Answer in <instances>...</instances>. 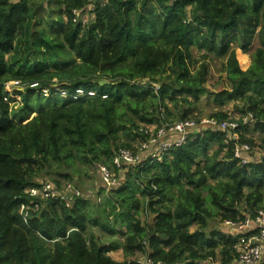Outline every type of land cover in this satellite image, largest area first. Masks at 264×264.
<instances>
[{
  "label": "trees",
  "instance_id": "trees-1",
  "mask_svg": "<svg viewBox=\"0 0 264 264\" xmlns=\"http://www.w3.org/2000/svg\"><path fill=\"white\" fill-rule=\"evenodd\" d=\"M45 1L0 0V264H236L237 239L213 224L264 209V157L242 165L236 142L210 128L191 131L160 160L117 168L113 158L136 150L144 126L194 120L202 98L217 121L231 117V103L253 113L257 122L238 130V142L264 154V0ZM30 21L40 23L34 58L16 60ZM216 60L222 71L211 83ZM12 81L24 86L15 91L21 104L5 90ZM77 90L85 96L74 100ZM94 166L116 178L128 170L91 204L73 182L80 167ZM40 177L58 193L71 182L79 194L65 196L68 206L59 195L36 198L40 209L24 212ZM96 231L123 242L104 244ZM118 250L124 261L110 257Z\"/></svg>",
  "mask_w": 264,
  "mask_h": 264
},
{
  "label": "built area",
  "instance_id": "built-area-1",
  "mask_svg": "<svg viewBox=\"0 0 264 264\" xmlns=\"http://www.w3.org/2000/svg\"><path fill=\"white\" fill-rule=\"evenodd\" d=\"M15 87H22L18 81L11 82ZM37 87V84L31 85ZM5 90L8 91V84H5ZM16 89L15 91H17ZM44 96H48V90L42 91ZM94 96V93H88ZM10 99H13L10 97ZM62 96L66 97V92H62ZM85 96L83 90H77L76 95L72 99ZM5 101L9 102L8 98ZM257 119L251 112L240 114L236 118H229L224 121H217L213 118L196 120H184L175 123H163L160 127L144 126L141 132L146 135L145 139L138 145V151L130 149H120L114 156L113 163L117 168L135 167L142 164L143 154H148L150 160L161 159L162 156L176 147H180L186 143L187 136L191 131H202L204 129H215L223 133H227L236 143L233 148L234 157L239 160L242 165L250 164L255 156V149L249 143H239L238 130L249 124H255ZM228 144V141H225ZM107 187L110 189L115 185L116 178L113 177L109 170L101 166ZM26 193L31 198L28 205H22L21 210L27 212L30 209L39 210V204L35 202L36 198L43 200L55 199L58 195L63 199L65 204L69 205V200L79 194V191L72 184L67 183L64 191L58 193L56 186L49 182H43L38 188L31 187ZM72 196L68 199L65 196ZM222 225L229 230V235L237 238L236 250L238 253L237 264H260L264 258V209L260 210L254 217L248 216L246 213L236 220H226ZM201 264H222L219 260L209 259L201 262Z\"/></svg>",
  "mask_w": 264,
  "mask_h": 264
},
{
  "label": "rangeland",
  "instance_id": "rangeland-1",
  "mask_svg": "<svg viewBox=\"0 0 264 264\" xmlns=\"http://www.w3.org/2000/svg\"><path fill=\"white\" fill-rule=\"evenodd\" d=\"M42 3H43L42 1H36L32 10H35L39 6H42L41 5ZM47 5H48V0H46L44 2V7H46ZM89 10H90V8L86 9V11L83 13V19L85 22H87L89 19H91L93 17L92 14L89 12ZM38 13H44V11L40 10V11H38ZM33 20H35V19H33ZM33 22L34 21H30V22H28V24H26L24 26L22 33L19 35L18 39L16 40L14 51L11 54V56L16 60L22 61L24 58H32V59L34 58V51L37 47V38H36L35 33L38 32V30H36V29L40 27V23H36V28H35V27H33ZM41 24L46 26L45 22H41ZM38 36H39L40 40H42V36L39 33H38ZM40 48H41V51H43V52L46 50L41 45H40ZM47 54L50 56L49 52H47ZM47 54H46V56L39 57L38 59H41L39 61L43 60V63H45L46 58L48 57ZM199 55L200 54L198 52L195 53L196 57H199ZM222 63H223V60H216L213 63L212 70L210 72L211 83H214L217 80L218 76L221 74ZM11 65L15 66L14 64H11ZM36 67L38 69V65ZM50 68L53 69L52 66ZM56 81L57 80H55V82ZM7 84H8V91L10 92L9 94L11 95L10 97L15 99L17 103L21 104L22 98L20 97L19 94L15 93V90L18 89V91H22L24 89V86L15 87V86L11 85V82H9ZM155 88L158 89L157 87H155ZM13 106H14V103H12V107ZM236 106L233 103H231L226 108H224L225 111L230 114V116H231L230 118H236L240 115V113L238 111H236ZM239 106H242V105L239 104ZM20 107L21 106H16V105L14 106V108H20ZM197 108L198 109L194 113V116L190 117V118H193L194 120L207 119L210 117V115L212 113H214L216 111L209 104L208 98H202L201 102H199ZM138 144H139L138 142H136L134 144V148H136V152L138 151V148H139ZM257 144H261V141L259 139H257ZM261 149L255 148V152L259 153V156H257L254 160L258 161V160H261L263 158V153H262L263 149L262 150ZM127 170L124 171L122 173V176L121 177L119 176L118 178H116V176L114 174H111L113 177H115L117 179L115 182V185L112 186V188H117L118 186H120L122 184L123 178H124ZM102 175L103 174H102L101 168L98 166L80 167V170L75 175L76 176V182H73V184H75L77 187H80L82 189L83 196H84L83 198L90 200L91 204L94 203L97 199L100 203L102 202V198H100L101 196H99L100 191L105 187L107 188V185L105 186L102 183V181H104V179H103L104 176H102ZM46 181H51V178H49V177H40L39 178V182H41V183L46 182ZM141 218L143 219V214H141ZM213 227L226 232V228L222 225V223L220 221H217L216 223H214ZM192 231H194V229H192ZM119 232H121V233L125 232V228H121L119 230ZM96 234L101 237V240L104 244H108L110 242H118V244H121L123 242V237H121L120 235H111V234H107L106 232H101V231H96ZM109 255L112 259H114L116 261H120V262L124 261L123 253L119 250L111 252ZM136 258H138L142 262L144 261L142 259L143 255H138V256H136Z\"/></svg>",
  "mask_w": 264,
  "mask_h": 264
},
{
  "label": "clouds",
  "instance_id": "clouds-1",
  "mask_svg": "<svg viewBox=\"0 0 264 264\" xmlns=\"http://www.w3.org/2000/svg\"><path fill=\"white\" fill-rule=\"evenodd\" d=\"M152 127H156V126H152ZM145 139V138H144ZM143 139V140H144ZM142 140V141H143ZM140 143V142H139ZM164 156V155H163ZM162 156V157H163ZM257 156H259L256 152H255V156H254V158L253 159H255ZM263 157H264V154H263ZM142 158H143V162L145 161V160H147V159H149L148 158V154H143V156H142ZM114 159V158H113ZM155 160V159H154ZM157 160H160V159H157ZM142 162V163H143ZM138 166V165H137ZM99 167H101V166H99ZM115 175V174H114ZM49 182H51V181H49ZM52 183V182H51ZM41 184V183H40ZM54 184V183H53ZM55 185V184H54ZM74 186V185H73ZM74 187H76V186H74ZM31 188V187H30ZM29 189V188H28ZM27 191V190H26ZM31 201V200H30ZM30 203V202H29ZM40 209V208H39ZM229 235V234H228ZM233 238H236V237H233ZM237 239V238H236ZM264 259V258H263ZM216 260V259H215ZM263 261V260H262ZM236 264H237V262H236Z\"/></svg>",
  "mask_w": 264,
  "mask_h": 264
},
{
  "label": "water",
  "instance_id": "water-1",
  "mask_svg": "<svg viewBox=\"0 0 264 264\" xmlns=\"http://www.w3.org/2000/svg\"><path fill=\"white\" fill-rule=\"evenodd\" d=\"M107 83H108L107 81H102V82H100L101 85H105V84H107Z\"/></svg>",
  "mask_w": 264,
  "mask_h": 264
},
{
  "label": "crops",
  "instance_id": "crops-1",
  "mask_svg": "<svg viewBox=\"0 0 264 264\" xmlns=\"http://www.w3.org/2000/svg\"><path fill=\"white\" fill-rule=\"evenodd\" d=\"M257 154L259 155V153H257ZM224 232H225V231H224ZM226 233L229 234V230H228V229H226Z\"/></svg>",
  "mask_w": 264,
  "mask_h": 264
}]
</instances>
